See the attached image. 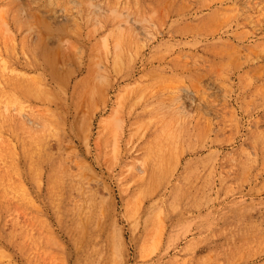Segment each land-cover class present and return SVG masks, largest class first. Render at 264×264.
I'll list each match as a JSON object with an SVG mask.
<instances>
[{"label": "rangeland", "instance_id": "rangeland-1", "mask_svg": "<svg viewBox=\"0 0 264 264\" xmlns=\"http://www.w3.org/2000/svg\"><path fill=\"white\" fill-rule=\"evenodd\" d=\"M0 264H264V0H0Z\"/></svg>", "mask_w": 264, "mask_h": 264}, {"label": "bare ground", "instance_id": "bare-ground-1", "mask_svg": "<svg viewBox=\"0 0 264 264\" xmlns=\"http://www.w3.org/2000/svg\"><path fill=\"white\" fill-rule=\"evenodd\" d=\"M95 7H96L95 12L98 14V16L105 15L104 17H106V19H107L106 24H108V25L110 24L113 27L112 29H114V28H120V27H118V25L115 22V17L110 18V16H109V14L114 15V14L117 13V9L116 8L108 7L107 9H104L103 6H101V4L95 5ZM111 34L112 33H110V35ZM116 38H117V35H116ZM103 41H104L103 42L104 45L109 46L108 36L103 37ZM115 41H117V42H115V46H116V49H117L115 51V53L116 54H119L120 52H122L121 44L119 42L120 40L117 39ZM115 61L117 63H119L121 61V59L120 60L119 59H115ZM117 115H119V107L116 109L115 114H114L113 118L110 121H113ZM110 123H108V126H109Z\"/></svg>", "mask_w": 264, "mask_h": 264}]
</instances>
